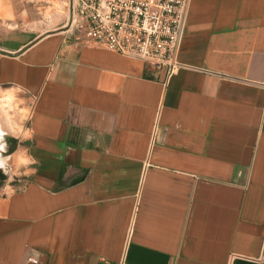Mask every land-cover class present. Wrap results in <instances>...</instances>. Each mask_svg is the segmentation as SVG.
Wrapping results in <instances>:
<instances>
[{"label": "crops", "instance_id": "1", "mask_svg": "<svg viewBox=\"0 0 264 264\" xmlns=\"http://www.w3.org/2000/svg\"><path fill=\"white\" fill-rule=\"evenodd\" d=\"M29 1L0 0L27 26L0 27V92L30 165L0 189V264H264V0H190L169 79L30 28Z\"/></svg>", "mask_w": 264, "mask_h": 264}, {"label": "built area", "instance_id": "2", "mask_svg": "<svg viewBox=\"0 0 264 264\" xmlns=\"http://www.w3.org/2000/svg\"><path fill=\"white\" fill-rule=\"evenodd\" d=\"M59 1L71 14L67 30L80 41L141 59L164 69L168 79L184 68L179 52L190 0Z\"/></svg>", "mask_w": 264, "mask_h": 264}, {"label": "rangeland", "instance_id": "3", "mask_svg": "<svg viewBox=\"0 0 264 264\" xmlns=\"http://www.w3.org/2000/svg\"><path fill=\"white\" fill-rule=\"evenodd\" d=\"M25 4L29 14L28 22L31 24L30 28L36 29L39 33L61 26H64V28L68 26L71 14L68 8L63 6L59 0L51 1L50 3L34 0ZM17 14L16 18L7 20L6 23L11 21L10 24L13 26L17 24L20 28H26L27 26L24 25L26 23L20 18L21 14ZM6 23H4V27L8 26ZM3 26L0 25V27ZM5 31L0 28V36H2L1 32ZM0 93V117L9 119V123L3 122L2 129L4 128L5 132H0L2 133L0 135V145L4 146L0 150V165H2L0 167V189L5 188L6 182L7 188H18L27 176L30 166L26 149L27 142L25 140L28 135L25 122L29 112L9 91H1ZM5 135L8 137V141L4 139Z\"/></svg>", "mask_w": 264, "mask_h": 264}, {"label": "bare ground", "instance_id": "4", "mask_svg": "<svg viewBox=\"0 0 264 264\" xmlns=\"http://www.w3.org/2000/svg\"><path fill=\"white\" fill-rule=\"evenodd\" d=\"M11 93V92H10ZM5 94H7V92H5ZM12 95V94H11ZM8 96H9V93H8ZM4 97V96H3ZM7 97V96H5ZM11 97V96H10ZM9 98V97H7ZM1 106V105H0ZM6 119V120H5ZM5 119H2V117H0V132H5L4 131V128L2 129V126H3V122H8L9 123V119L8 118H5ZM11 125V124H10ZM9 127V126H8ZM11 127V126H10ZM12 128V127H11ZM0 135H2V133H0ZM1 137V136H0Z\"/></svg>", "mask_w": 264, "mask_h": 264}, {"label": "clouds", "instance_id": "5", "mask_svg": "<svg viewBox=\"0 0 264 264\" xmlns=\"http://www.w3.org/2000/svg\"><path fill=\"white\" fill-rule=\"evenodd\" d=\"M3 147H4V146L2 145V147H0V150H2ZM0 167H2V165H0ZM7 190H8V188H7V182H6V184H5V188H4V191L7 192Z\"/></svg>", "mask_w": 264, "mask_h": 264}, {"label": "flooded vegetation", "instance_id": "6", "mask_svg": "<svg viewBox=\"0 0 264 264\" xmlns=\"http://www.w3.org/2000/svg\"><path fill=\"white\" fill-rule=\"evenodd\" d=\"M4 139H6L8 141V137H6V135H5Z\"/></svg>", "mask_w": 264, "mask_h": 264}, {"label": "snow or ice", "instance_id": "7", "mask_svg": "<svg viewBox=\"0 0 264 264\" xmlns=\"http://www.w3.org/2000/svg\"><path fill=\"white\" fill-rule=\"evenodd\" d=\"M0 147H2V145H0Z\"/></svg>", "mask_w": 264, "mask_h": 264}, {"label": "water", "instance_id": "8", "mask_svg": "<svg viewBox=\"0 0 264 264\" xmlns=\"http://www.w3.org/2000/svg\"><path fill=\"white\" fill-rule=\"evenodd\" d=\"M1 51V50H0Z\"/></svg>", "mask_w": 264, "mask_h": 264}]
</instances>
